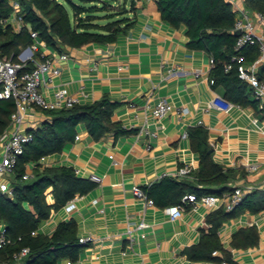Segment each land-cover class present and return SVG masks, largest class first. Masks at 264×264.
<instances>
[{
    "label": "crops",
    "instance_id": "crops-1",
    "mask_svg": "<svg viewBox=\"0 0 264 264\" xmlns=\"http://www.w3.org/2000/svg\"><path fill=\"white\" fill-rule=\"evenodd\" d=\"M120 1H125V16L134 21L127 31L111 43L61 46L68 58L57 60L60 73L46 80L40 90L52 97L58 87L65 86L78 97V103L107 94L119 103L113 119L137 132L118 137L109 133L95 140L81 123L78 138L61 152L41 158L43 165L73 166L78 175L94 180L96 186L53 209L37 232L51 234L59 222L75 219L77 236H93L92 241L81 244L77 260L63 259L60 264H217L190 260L183 253L198 242L201 229L208 228L206 215L211 209L199 204L170 219L162 207L134 196L131 187L148 185L164 175L175 176L182 166L195 169L199 153L183 133L199 121L208 129L215 161L244 169L247 162L258 165L247 177L237 174L232 185L258 182L264 177V116L253 105L234 104L228 112L211 107V99L222 95V88L210 83V56L187 46L185 26L174 27L164 21L155 0ZM239 4L245 5V0ZM41 49L51 56L58 51L51 46ZM262 68L264 56L259 71ZM160 99L187 111L157 118L152 109ZM45 118L41 109L33 108L24 127H36ZM34 164L28 163L27 171ZM46 197L49 203L54 201L51 188ZM142 221L146 225L139 228ZM252 224L258 228L259 244L232 248V233ZM218 233L238 264H264V210L255 214L245 211L224 222Z\"/></svg>",
    "mask_w": 264,
    "mask_h": 264
},
{
    "label": "trees",
    "instance_id": "trees-1",
    "mask_svg": "<svg viewBox=\"0 0 264 264\" xmlns=\"http://www.w3.org/2000/svg\"><path fill=\"white\" fill-rule=\"evenodd\" d=\"M25 25L18 31L5 18L11 10L9 0H0V56L17 59L22 47L32 42L29 28L38 33L48 46L61 51V46L81 47L87 43H111L125 33L134 23L125 16L128 11L125 1L120 0H20ZM164 21L174 27L185 26L187 46L205 51L213 58L209 79L213 87L222 88V96L233 104L245 107L257 102L250 96L248 84L238 77V53L250 62L260 54L258 44H248L235 49L236 35L233 27L236 10L227 0H155ZM245 6L264 14V0H245ZM70 9V10H69ZM98 11L103 15L96 14ZM106 19L100 23V19ZM230 65L227 68V65ZM26 63L23 70L31 69ZM264 74V68L260 71ZM1 88V85H0ZM119 105L107 94L92 102L76 103L72 107L44 109L46 118L27 131L32 138L17 156L11 174L12 193L0 191V223L4 224L8 242L0 246V264H60L63 259L75 261L82 245L78 241L75 219L59 222L51 234L37 232L41 221L51 211L57 210L77 195L88 193L96 182L80 176L71 165H43L41 158L61 152L66 144L74 141L77 126L84 124L90 136L98 140L106 134L115 137L136 133L112 115ZM15 110L13 98H0V136L10 125V115ZM187 135L193 150L199 153L198 166L189 175L176 177L164 175L142 186L147 197L164 208L182 202L184 195H223L234 189L232 183L237 174L247 177L241 167H224L213 158V149L208 141V129L203 124L189 126ZM34 162L27 178V164ZM51 188L54 201H47ZM185 210L191 205L185 204ZM264 210V189L254 188L243 197L242 202L230 210L223 206L212 209L206 215L207 229H201L198 242L186 247L183 253L194 261L222 259L238 264L232 251L224 247L218 230L224 222L245 211L252 214ZM259 231L255 224L241 226L232 233L230 245L247 249L259 244ZM23 247L28 252L20 260L15 258ZM217 250L219 254L213 255Z\"/></svg>",
    "mask_w": 264,
    "mask_h": 264
},
{
    "label": "built area",
    "instance_id": "built-area-1",
    "mask_svg": "<svg viewBox=\"0 0 264 264\" xmlns=\"http://www.w3.org/2000/svg\"><path fill=\"white\" fill-rule=\"evenodd\" d=\"M232 3L236 10V19L233 32L239 30L236 36L235 49L239 50L248 44H258L260 49L259 56L253 61H246L243 54L238 53L236 58L239 63L237 66L238 77L244 80L250 88V96L257 102L258 111L264 116V74L259 71L264 56V14L247 8L243 4H239V0H227ZM11 10L5 18V23L10 24L16 31L20 30L24 25L23 12L20 0H9ZM32 42L22 47L17 59L6 56H0V98H13L15 101V110L10 115V125L7 130L0 136V191L12 193L11 174L17 156L23 152L24 145L32 138V134L24 127L25 121L29 116V110L33 108L57 109L68 108L79 102L77 96L72 94L67 87H58L52 97L45 96L40 87L46 80H50L52 76L58 75L61 71L57 64V60H65L68 53L65 51H57L56 55L45 54L42 47L48 46L42 41L38 33L29 28ZM33 64L31 69L23 70L26 63ZM212 66L213 58L209 57ZM95 65V64H94ZM230 65H227L229 68ZM213 83V80H210ZM209 105L218 110L228 112L234 105L226 100L222 95L216 94L211 99ZM178 111L185 113L186 107H175L166 99L158 100L153 106L152 113L157 118H162L168 113ZM201 124V121L198 122ZM187 135L186 132L183 133ZM79 136L76 135L75 138ZM247 172H255L258 170L256 163L247 162L244 165ZM191 166H182L178 169L175 176L184 177L192 171ZM29 176V171L23 175V178ZM234 189L225 192L223 195L207 194L197 198L194 194L188 193L184 195L181 203L170 204L163 208L164 212L170 219H177L185 212L184 205L190 204L192 208H196L199 204H203L209 209H215L223 206L226 210H230L239 205L246 193L254 188L264 189V177L255 183L234 184ZM131 191L139 199H143L148 204H154L152 198L147 197L142 186L134 184ZM95 202V200H94ZM145 222H140L138 227L145 226ZM6 228L0 223V246L6 244L9 240L5 234ZM93 240L91 235L78 236L80 244H86ZM27 247H23L19 253L15 254V258L20 260L23 255L28 252ZM213 255L219 254L217 250L212 252ZM70 264V261L67 262ZM217 264H232L222 259Z\"/></svg>",
    "mask_w": 264,
    "mask_h": 264
},
{
    "label": "rangeland",
    "instance_id": "rangeland-1",
    "mask_svg": "<svg viewBox=\"0 0 264 264\" xmlns=\"http://www.w3.org/2000/svg\"><path fill=\"white\" fill-rule=\"evenodd\" d=\"M69 10H70V9H69ZM103 13H104V12H102V11H98L96 14H98V15H103ZM105 20H106V19H103V18H102V19H100L99 22H100V23H103V22H105Z\"/></svg>",
    "mask_w": 264,
    "mask_h": 264
},
{
    "label": "water",
    "instance_id": "water-1",
    "mask_svg": "<svg viewBox=\"0 0 264 264\" xmlns=\"http://www.w3.org/2000/svg\"><path fill=\"white\" fill-rule=\"evenodd\" d=\"M239 33H240L239 30H235V31H234V34H235L236 36H237Z\"/></svg>",
    "mask_w": 264,
    "mask_h": 264
}]
</instances>
